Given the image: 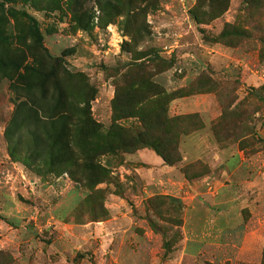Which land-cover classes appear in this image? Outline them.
<instances>
[{"label":"rangeland","instance_id":"rangeland-1","mask_svg":"<svg viewBox=\"0 0 264 264\" xmlns=\"http://www.w3.org/2000/svg\"><path fill=\"white\" fill-rule=\"evenodd\" d=\"M202 1L0 0V57L54 71L59 83L42 91L23 69L0 72V264H264V0H222L196 23L190 10ZM85 8L87 31L75 21ZM143 54L162 60L152 71L162 90L183 94L167 114L193 116L180 161L145 147L100 156L102 169L78 157L53 174L9 155L19 99L51 103L58 86L62 108L89 107L107 127L122 68Z\"/></svg>","mask_w":264,"mask_h":264},{"label":"trees","instance_id":"trees-1","mask_svg":"<svg viewBox=\"0 0 264 264\" xmlns=\"http://www.w3.org/2000/svg\"><path fill=\"white\" fill-rule=\"evenodd\" d=\"M221 1L203 0L191 8L190 13L194 21L206 23L213 19L217 15L213 13L215 4ZM97 3L100 7L102 4L106 6L111 4V0H97ZM3 6V2H0V7ZM204 6L208 9L200 10ZM221 10H224V6ZM9 12L17 13L13 10ZM74 12L76 13V8ZM21 14L28 18L30 36L42 47V35L36 19L24 11ZM92 17L90 9L81 10L77 17L75 16L78 29L89 30ZM109 22L107 19L105 24ZM155 57L157 58H152L149 63V60H144V54L137 55L134 60L139 61L122 68L124 70L120 75L123 85L115 86L111 101V121L107 127L91 116L89 107L81 108L78 115L62 108V92L58 86V96L51 103L44 101L43 97L27 93L26 98L19 99L15 104L5 130L9 155L26 166L34 162L47 166V172L53 174L68 171L78 157L88 168L102 169L98 163L100 156L132 153L145 147L151 148L165 164L173 165L180 161L177 151L179 137L190 126L189 122L193 116L167 114L168 102L183 94L179 90L166 93L152 79L153 69L162 61L158 56ZM61 61V58L55 59L54 65L60 67ZM20 69L38 79L42 91L44 83L50 79H55V85H59L54 71L45 72L38 66L22 64L15 58L0 57V72ZM129 119L132 122L128 126L121 122Z\"/></svg>","mask_w":264,"mask_h":264},{"label":"crops","instance_id":"crops-1","mask_svg":"<svg viewBox=\"0 0 264 264\" xmlns=\"http://www.w3.org/2000/svg\"><path fill=\"white\" fill-rule=\"evenodd\" d=\"M138 153H139V151H138ZM140 153H142V152H140Z\"/></svg>","mask_w":264,"mask_h":264}]
</instances>
